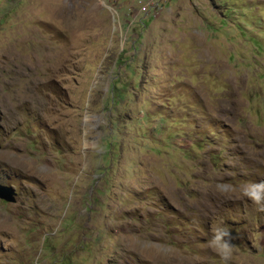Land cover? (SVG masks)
Masks as SVG:
<instances>
[{
    "label": "rangeland",
    "instance_id": "rangeland-1",
    "mask_svg": "<svg viewBox=\"0 0 264 264\" xmlns=\"http://www.w3.org/2000/svg\"><path fill=\"white\" fill-rule=\"evenodd\" d=\"M264 0H0V264H264Z\"/></svg>",
    "mask_w": 264,
    "mask_h": 264
},
{
    "label": "clouds",
    "instance_id": "clouds-1",
    "mask_svg": "<svg viewBox=\"0 0 264 264\" xmlns=\"http://www.w3.org/2000/svg\"><path fill=\"white\" fill-rule=\"evenodd\" d=\"M217 189L222 193L238 190L244 198L257 205L260 211H264V180L241 182L238 189L231 184L221 183L217 185ZM210 232L206 246L221 258L223 264H230L239 252L231 228L225 223L214 222L210 226Z\"/></svg>",
    "mask_w": 264,
    "mask_h": 264
},
{
    "label": "water",
    "instance_id": "water-1",
    "mask_svg": "<svg viewBox=\"0 0 264 264\" xmlns=\"http://www.w3.org/2000/svg\"><path fill=\"white\" fill-rule=\"evenodd\" d=\"M14 189L12 186L0 184V200L7 203H16L18 193Z\"/></svg>",
    "mask_w": 264,
    "mask_h": 264
}]
</instances>
